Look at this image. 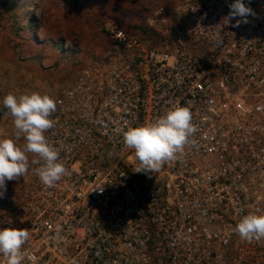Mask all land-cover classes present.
Masks as SVG:
<instances>
[{
    "label": "built area",
    "instance_id": "2783aa9c",
    "mask_svg": "<svg viewBox=\"0 0 264 264\" xmlns=\"http://www.w3.org/2000/svg\"><path fill=\"white\" fill-rule=\"evenodd\" d=\"M231 2L173 0L142 32L104 22L102 59L58 91L45 132L67 174L49 188L31 165L0 212L29 230L23 264H264V239L234 231L264 214V0L239 28ZM175 107L191 112L189 145L135 172L122 133Z\"/></svg>",
    "mask_w": 264,
    "mask_h": 264
},
{
    "label": "rangeland",
    "instance_id": "374dc122",
    "mask_svg": "<svg viewBox=\"0 0 264 264\" xmlns=\"http://www.w3.org/2000/svg\"><path fill=\"white\" fill-rule=\"evenodd\" d=\"M172 1L0 0V107L8 94L19 97L38 92L55 101L58 91L74 80L81 67L102 59L109 45L101 29L104 22L135 26L160 7L169 9ZM15 131L13 118L0 114V139H16ZM16 143L23 148L26 141L21 137ZM27 156L30 170L34 154ZM29 170L18 182H8L6 193L0 196V212ZM249 255L244 252L245 258Z\"/></svg>",
    "mask_w": 264,
    "mask_h": 264
},
{
    "label": "clouds",
    "instance_id": "9594fccd",
    "mask_svg": "<svg viewBox=\"0 0 264 264\" xmlns=\"http://www.w3.org/2000/svg\"><path fill=\"white\" fill-rule=\"evenodd\" d=\"M251 0H233L228 3V21L233 28L250 23V17L259 18L250 6ZM221 41H216L219 44ZM6 115L13 118L15 137L0 139V196L7 191V184L19 181L29 170L27 153L36 155L31 161L36 165L34 174L46 187H54L68 172L64 166L60 149L51 145L45 132L54 127L50 118L57 110L54 99L38 92L22 94L19 97L8 94L3 98ZM197 131L192 115L186 107L168 110L152 123L129 127L122 133L124 145L135 152L140 166L135 172L150 174L157 172L169 161L184 153L190 138ZM24 138L23 148L16 140ZM8 220L7 227H0V256L6 264H23V246L29 240L28 229H18ZM235 233L244 240L257 242L264 239V214H247L235 225Z\"/></svg>",
    "mask_w": 264,
    "mask_h": 264
},
{
    "label": "trees",
    "instance_id": "16d2710c",
    "mask_svg": "<svg viewBox=\"0 0 264 264\" xmlns=\"http://www.w3.org/2000/svg\"><path fill=\"white\" fill-rule=\"evenodd\" d=\"M112 22L115 23L116 25H118L120 28H122L125 31H130V30L131 31L138 30L140 32L143 31V24L142 23L141 24H137L135 26H131L129 24L125 25V24H123L121 22H116V21H112ZM102 33H103L104 37L108 40V37H107L106 33L104 31H102ZM57 47L59 49H61L62 45H57ZM6 112H7V110L5 108L0 107V114L6 113Z\"/></svg>",
    "mask_w": 264,
    "mask_h": 264
}]
</instances>
